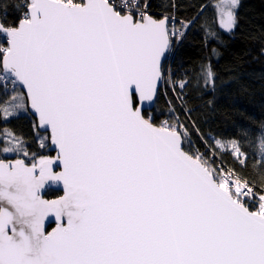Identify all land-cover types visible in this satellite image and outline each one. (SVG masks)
<instances>
[{"label":"snow or ice","instance_id":"obj_1","mask_svg":"<svg viewBox=\"0 0 264 264\" xmlns=\"http://www.w3.org/2000/svg\"><path fill=\"white\" fill-rule=\"evenodd\" d=\"M240 3L217 5L224 30L237 26ZM151 7L0 0V85L15 101L0 119L28 110L18 88L37 115L31 142L0 136V264H264V134L250 179L195 147L189 122L199 129L176 108L159 123L143 110L165 82L182 94L201 79L216 85L210 58L196 81L172 78L166 54L184 33ZM215 143L249 167L240 141ZM49 184L63 195L45 199Z\"/></svg>","mask_w":264,"mask_h":264},{"label":"trees","instance_id":"obj_2","mask_svg":"<svg viewBox=\"0 0 264 264\" xmlns=\"http://www.w3.org/2000/svg\"><path fill=\"white\" fill-rule=\"evenodd\" d=\"M217 1L150 0L151 14L157 18L168 15L176 17L179 23L191 21L190 29L175 49L171 63L174 80L187 77L196 81L201 65L210 58L216 85L214 89L205 88L201 79L198 87L190 84L186 94L180 93L179 89L173 92L172 85L165 86L154 110L147 113L159 123L172 119L170 107L176 108L182 120L194 121L195 128L199 129L197 133L189 122L195 147L214 159L217 165L223 160L225 166L234 167L242 176L255 179L251 164L253 157L257 161L260 159L256 144L264 134V0H241L238 24L232 32L224 30L218 23ZM16 2L18 0H8L9 4ZM212 49H216L215 54ZM17 91L23 93L21 88ZM177 95H184L185 107L191 109L189 114L181 109ZM11 97L0 85V106L12 110L15 101ZM23 99L27 103L25 94ZM36 121L29 110H20L0 119V136L7 129L31 142ZM218 139L240 141L249 157V167H241L233 156L223 154V150L216 151ZM53 153V150L48 152ZM59 194L50 191L48 196Z\"/></svg>","mask_w":264,"mask_h":264},{"label":"bare ground","instance_id":"obj_3","mask_svg":"<svg viewBox=\"0 0 264 264\" xmlns=\"http://www.w3.org/2000/svg\"><path fill=\"white\" fill-rule=\"evenodd\" d=\"M218 3V1L216 2V4ZM168 16V15H167ZM175 18V27H176V29H178V30H180V31H182L183 33H184V35L187 33V31L190 29V27H189V24L187 23V22H185V21H180V22H183V24L184 25H186V27H183L182 26V23H179V20L176 18V17H174ZM183 35V36H184ZM181 38L182 37H180L179 39H177V38H173V43H172V51L171 52H169L168 53V56H167V60L165 61V67L166 68H170L171 69V63H172V60H173V57H174V54H175V49L177 50V48L179 47L178 45H179V43H180V41H181ZM172 77H173V75H172ZM173 79H174V77H173ZM171 84H169V83H163L162 84V87H161V89L162 88H164L165 86H170ZM2 86V85H1ZM9 87L7 88V91H5L6 93H8L9 95H13V90H12V85L9 83V85H8ZM3 87V86H2ZM22 89V88H21ZM161 89H160V91H161ZM23 91V90H22ZM23 93H24V91H23ZM160 93V92H159ZM25 94V93H24ZM26 96V95H25ZM158 97H159V95H158ZM158 99V98H157ZM156 103H157V101H156ZM156 106V105H155ZM146 112H148V111H146ZM152 112V111H151ZM37 120V119H36ZM49 150H53V155L55 154V150L53 149V147L51 148V149H49ZM49 150L46 152L47 154H48V152H49ZM48 155H50V154H48ZM0 158L1 159H4L5 158V156H2V155H0ZM7 159H13V158H9V157H6ZM50 191H56V190H49L48 192H47V196H48V193L50 192ZM58 192H60V191H58ZM54 193H56V192H54ZM62 193L60 192V194L58 195V196H60ZM49 197V196H48ZM57 197V196H56ZM50 198H54V197H50Z\"/></svg>","mask_w":264,"mask_h":264},{"label":"water","instance_id":"obj_4","mask_svg":"<svg viewBox=\"0 0 264 264\" xmlns=\"http://www.w3.org/2000/svg\"><path fill=\"white\" fill-rule=\"evenodd\" d=\"M166 55L168 56V53H167ZM161 87H162V85H161L160 88H159L158 95H159V92H160ZM22 90L24 91V93H25V95H26V98H27V102H28V104H29V108H28L29 112H30V113H31V114L37 119V115H36V113L34 112V110H32V109L30 108V101H29V99H28V97H27L26 89L22 88ZM158 95H157V97L154 99V101H152V102H144V105H143V110H144V111L151 112V111L154 110L155 105H156V101H157V98H158ZM53 149L55 150L54 146H53ZM0 159H1V158H0ZM10 160H11V159H10ZM49 190L60 191V192L62 193L61 195H63V188H62V185L49 184V185H46V186H45V189H44L43 192H42V195L44 196L45 199H55V198L59 197V196L54 197V198H50V197H48V196H47V192H48ZM61 195H60V196H61ZM55 227H56V222L54 221V218H53V217H49L48 220L45 221V229H46V231H51V230H52L53 228H55Z\"/></svg>","mask_w":264,"mask_h":264},{"label":"rangeland","instance_id":"obj_5","mask_svg":"<svg viewBox=\"0 0 264 264\" xmlns=\"http://www.w3.org/2000/svg\"><path fill=\"white\" fill-rule=\"evenodd\" d=\"M220 3V0H218V3H217V5ZM27 99V98H26ZM28 103V102H27ZM11 111V110H10ZM221 150H223V149H221ZM224 151V150H223ZM7 157H9V158H13V159H15V158H17L16 156H15V154H8L7 155Z\"/></svg>","mask_w":264,"mask_h":264},{"label":"built area","instance_id":"obj_6","mask_svg":"<svg viewBox=\"0 0 264 264\" xmlns=\"http://www.w3.org/2000/svg\"><path fill=\"white\" fill-rule=\"evenodd\" d=\"M9 87V86H8Z\"/></svg>","mask_w":264,"mask_h":264}]
</instances>
